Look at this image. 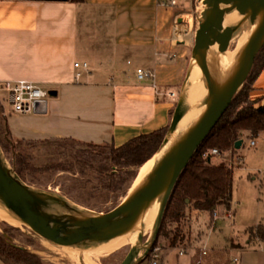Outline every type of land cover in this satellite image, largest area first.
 Listing matches in <instances>:
<instances>
[{
    "label": "crops",
    "instance_id": "obj_1",
    "mask_svg": "<svg viewBox=\"0 0 264 264\" xmlns=\"http://www.w3.org/2000/svg\"><path fill=\"white\" fill-rule=\"evenodd\" d=\"M176 1L0 0V90L7 91L10 107L0 99L14 136L34 142L75 138L62 136L64 131L40 138L46 125L61 122L80 137L98 139L110 129L114 136L106 142L119 145L170 122L192 58L189 42L175 38L180 7L190 0ZM79 59L89 67L76 66ZM138 67L153 70L155 77L140 80ZM17 79L60 84L41 110L20 112L27 118L21 124L9 118L16 111L6 88ZM251 96L264 105V69ZM246 242L231 248L240 252L233 262L264 264V239ZM144 261L149 264L148 259L136 264ZM0 264L8 263L0 258Z\"/></svg>",
    "mask_w": 264,
    "mask_h": 264
},
{
    "label": "rangeland",
    "instance_id": "obj_2",
    "mask_svg": "<svg viewBox=\"0 0 264 264\" xmlns=\"http://www.w3.org/2000/svg\"><path fill=\"white\" fill-rule=\"evenodd\" d=\"M204 7V0H190L189 3L180 7L183 10L180 11L182 15L176 22L175 38L179 42L188 41L191 45V54L195 47L196 30ZM169 9L174 10V8ZM182 32L184 34L189 32V38L180 36ZM79 57L81 58V56ZM83 60L79 59L80 62H84ZM134 81L136 82L135 79ZM177 92L175 109L179 103V89ZM0 98L9 108L7 91L1 89ZM70 107L74 108V105H70ZM9 118L19 124L27 121L26 116L20 112L17 113V111L9 115ZM32 119L37 121L36 118ZM72 128V126H65L61 122H50L46 125L47 133L41 134L40 138L57 137L60 136L58 132L64 131L68 133L62 136L105 143L106 140L112 141L114 136V131L103 129V135L97 137L98 139L90 136L80 137L69 133ZM0 132L2 133L1 129ZM252 139L245 136L241 147L221 149L220 156L212 154L211 159L208 158L211 162L226 161L235 167L231 207L227 208L225 205H221L217 209L218 214L211 216L209 211L198 210L195 212L191 205L188 206V218L180 224L192 236L191 246L187 248H174L168 245V240L163 235L158 241L159 232L153 243L156 223L147 226L143 234V242L137 249L135 259H138V262L148 259L150 264L153 256L158 254L165 264H191L192 255L197 252L196 247H200L201 251L204 247L208 249L207 259H203L204 254L201 252L202 258H200L203 259L201 264H212L208 259L217 252L221 258L219 261L228 260L227 258H230L231 261L235 255L240 258V252H231V248L245 245L247 238L254 242L260 241L248 229L259 222H264V132L254 138L255 144H252ZM17 145L18 147L14 146L10 150L2 147L3 153L8 163L15 168L13 161L17 151L23 149L24 152H27L29 162L37 169L25 170L24 180L26 182L34 187L59 192L73 205L92 211H107L123 201L131 191L141 167L144 165L137 167L132 174H129V168H121L113 164L108 149L105 147L95 150L71 139L22 142ZM92 149H94L93 155L88 159V162H85V158L81 154ZM62 165L71 167L62 168ZM82 168H84V172ZM122 174L126 176V179L117 187L113 182V177H116L117 180V176ZM58 210L63 211L64 208L60 206ZM14 218L16 217L13 213L0 202V232L13 243L37 253L48 264H89L88 261L91 260L100 264H119L134 245V243L128 242L115 250H106L100 246L87 248L59 246L49 242L28 225L22 221H16ZM175 226L169 225V227ZM144 262L143 264H146V261ZM233 264H238V262L234 261Z\"/></svg>",
    "mask_w": 264,
    "mask_h": 264
},
{
    "label": "water",
    "instance_id": "obj_3",
    "mask_svg": "<svg viewBox=\"0 0 264 264\" xmlns=\"http://www.w3.org/2000/svg\"><path fill=\"white\" fill-rule=\"evenodd\" d=\"M204 3L176 110L184 104L192 83L209 74L210 94L203 108L186 119L164 146L165 138L152 157L148 171L138 184L134 183L125 199L107 211L79 208L59 192L26 182L6 160L0 143V202L14 216L53 244L87 248L132 236L142 228L155 204L161 201L154 243L179 177L247 80L256 56L264 46V0H204ZM229 13L236 20L226 24ZM236 38L243 40L242 50L236 55L233 67L226 71L224 65ZM55 92V89L51 90V94ZM45 102L38 101L35 110H41L39 105ZM243 142L244 138H240L235 146L239 148ZM60 206L63 211L58 210ZM144 232L145 229L139 244H134L119 264L139 261L135 258Z\"/></svg>",
    "mask_w": 264,
    "mask_h": 264
},
{
    "label": "trees",
    "instance_id": "obj_4",
    "mask_svg": "<svg viewBox=\"0 0 264 264\" xmlns=\"http://www.w3.org/2000/svg\"><path fill=\"white\" fill-rule=\"evenodd\" d=\"M263 69L264 46L257 54L255 64L247 80L212 131L197 148L179 177L164 213L157 238L158 241L160 236L163 235L168 240L167 244L174 248H187L191 246L190 240L192 236L190 232L180 226L182 221L188 218L187 210L190 205L192 209L206 210L211 214L217 211L221 205H225L227 208L231 207L235 167L226 161L211 162L210 156H205V152L214 147L229 149L234 147L236 141L240 138H244L245 136L255 138L264 132V105L257 106L256 101L251 96L254 83ZM175 110V107H173L170 111L171 120L173 119ZM0 113V129L2 130V133L0 132V143L3 148L10 150L14 146L18 147L17 144H21L22 142H34L14 136L9 127L8 115L1 100ZM171 120L154 130L137 134L119 145H116L114 142L94 143L75 138L65 139L83 143L95 150L96 148L105 147L108 149L113 164L121 168H129V174H132L137 167L145 164L160 149L170 129ZM94 149L84 151L81 154V156H84L85 162H88V159L93 155ZM24 151L23 149L17 151L13 161L17 173L23 179H25V170L37 169L29 162L28 154ZM65 166L62 165V168H65ZM68 166L66 167L68 168ZM41 168L43 169V167ZM82 171L84 172V168H82ZM125 179L126 176L122 174L117 176V180L116 177H113V182L118 187ZM169 225L176 226L169 227ZM248 231L252 232L258 240L264 239L263 223L250 227ZM244 246L238 245L234 247ZM196 249L197 252L192 255V261L198 260L201 257V252H203V249L201 251L200 247H196ZM203 254V259H207L208 256L206 255L208 251L207 253L203 252ZM0 258L8 264H48L40 255L13 243L1 232ZM203 259H201V263ZM219 259H221L220 254L217 252L214 256L212 254L208 261L212 262V264L233 263L232 259L231 261L229 260L230 258H227L228 260L225 261H219Z\"/></svg>",
    "mask_w": 264,
    "mask_h": 264
},
{
    "label": "bare ground",
    "instance_id": "obj_5",
    "mask_svg": "<svg viewBox=\"0 0 264 264\" xmlns=\"http://www.w3.org/2000/svg\"><path fill=\"white\" fill-rule=\"evenodd\" d=\"M236 20V17H234L232 14H227L225 23H229L230 21ZM180 36L189 38L190 33L187 32L184 34H180ZM243 46V40L241 38L235 39L234 47L231 50V54L229 55V58L226 60L224 69L226 71H229L233 65L236 63V55L240 54ZM211 74L204 75L201 78L196 79L192 85L188 88L186 92V98L185 102L182 106H180L177 110L174 112V118L173 123L170 126L168 135L166 136V141L164 142V146L170 141L172 135L174 132L182 125V123L188 119L190 116L194 115L196 112H199L204 106V103L207 99V97L210 94L209 86H210V79ZM154 158L148 160L142 167L139 175L136 178L135 184H138L143 174L146 173L149 169L150 163L153 161ZM160 202L158 201L155 206L150 211L148 218L142 228L134 233L132 236L128 238L120 239L119 241H112L109 243H105L100 245V247H103L106 250H115L123 245H125L128 242L138 244L139 243V235L143 232V230L150 225H154L157 222L158 216H159V210H160ZM16 217V216H15ZM16 221H20L18 217L14 218ZM89 264H98L95 261H88Z\"/></svg>",
    "mask_w": 264,
    "mask_h": 264
},
{
    "label": "built area",
    "instance_id": "obj_6",
    "mask_svg": "<svg viewBox=\"0 0 264 264\" xmlns=\"http://www.w3.org/2000/svg\"><path fill=\"white\" fill-rule=\"evenodd\" d=\"M176 0H172V3H176ZM76 66L88 68L89 63L87 61L75 62ZM82 71L77 72V77H81ZM137 76L140 80H144L147 78L155 77V72L153 70L144 68V67H138L137 68ZM59 83H55L52 85H46L41 84L36 81H32L29 79H17L8 81L6 84V88L11 94V102L13 109L15 111L19 112H29L34 111L36 108V104L38 101H48L49 98H51V90L54 88L59 87ZM252 144H255L256 141L253 138ZM221 149L218 147H214L210 149L209 151L205 152V156H211L214 155H221ZM218 214L217 211H215L212 215L216 216ZM208 249L207 247L203 248V252L207 253ZM183 254V252H182ZM150 264H164L163 260L160 259V255L155 254L153 258L150 261ZM191 264H201V259H198L196 261H192Z\"/></svg>",
    "mask_w": 264,
    "mask_h": 264
}]
</instances>
